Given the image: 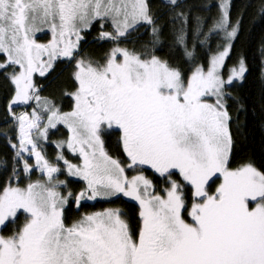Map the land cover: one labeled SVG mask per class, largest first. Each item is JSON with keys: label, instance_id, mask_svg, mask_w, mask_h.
<instances>
[{"label": "snow or ice", "instance_id": "1", "mask_svg": "<svg viewBox=\"0 0 264 264\" xmlns=\"http://www.w3.org/2000/svg\"><path fill=\"white\" fill-rule=\"evenodd\" d=\"M248 6L0 0V264H264V159L237 161ZM259 73L264 99V35Z\"/></svg>", "mask_w": 264, "mask_h": 264}, {"label": "trees", "instance_id": "2", "mask_svg": "<svg viewBox=\"0 0 264 264\" xmlns=\"http://www.w3.org/2000/svg\"><path fill=\"white\" fill-rule=\"evenodd\" d=\"M158 3L159 0H156ZM202 3H209L211 0H200ZM237 8L242 4L249 5L247 7V15L245 18L246 28H250L251 31L246 33V39L244 43V51L248 57L250 72L247 75V79L243 82L242 86L237 87L236 95L239 96L244 104V111L240 115V119L244 124L243 132L244 137L238 138V143L240 148L237 152V161H241L249 156L254 157L257 162L264 159V130H262V125H264V99L261 95V81L259 73V48L260 39L264 35V21L259 19V8L260 0H233ZM257 17L255 23H250L249 21L253 17ZM143 31V29L141 30ZM95 35V33H93ZM90 43L85 45V49L90 52L98 53L100 49L91 43L92 36H89ZM63 77H53L47 82L45 95L53 91L57 87H62L60 80ZM4 93L3 89H0V159L4 157L8 149L6 146V141L2 135L3 132L7 131L8 125L5 124V114H4ZM23 108H17L16 111L19 112ZM67 110V109H66ZM235 116V112L233 113ZM63 131V128L61 126ZM235 132V128L233 129ZM59 134L53 136L52 139H57ZM47 154L50 158H54L56 149L51 143L46 146ZM109 149L112 146L109 145ZM35 178V177H34ZM73 183L71 185L74 191H79L80 181L78 179L72 178ZM6 176L4 174L3 168L0 167V183H4ZM126 199V198H125ZM83 207L80 211L91 212L96 210H101L106 207H122L126 210L131 211L132 206L135 202L124 203L122 201H116L115 204H109L104 201H93V202H82ZM22 219V218H21Z\"/></svg>", "mask_w": 264, "mask_h": 264}, {"label": "rangeland", "instance_id": "3", "mask_svg": "<svg viewBox=\"0 0 264 264\" xmlns=\"http://www.w3.org/2000/svg\"><path fill=\"white\" fill-rule=\"evenodd\" d=\"M24 109H22L21 111H23ZM37 175H38V173H37ZM75 179H78V178H75ZM85 202H93V201H85ZM96 211H98V210H96Z\"/></svg>", "mask_w": 264, "mask_h": 264}]
</instances>
